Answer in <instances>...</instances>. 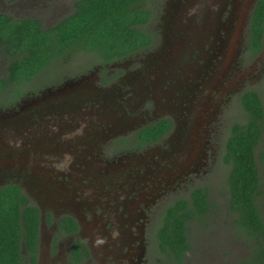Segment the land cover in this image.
Here are the masks:
<instances>
[{"label": "rangeland", "instance_id": "374dc122", "mask_svg": "<svg viewBox=\"0 0 264 264\" xmlns=\"http://www.w3.org/2000/svg\"><path fill=\"white\" fill-rule=\"evenodd\" d=\"M225 1L219 18L216 14L220 4L209 3L204 7L194 5L183 15L182 22L177 23L176 35L183 43L191 36L189 27L202 25L206 20L215 31L219 27L220 35L207 27L209 33L202 43L197 44L191 38L185 42L179 68L166 67L173 77L172 89H176L178 81L182 84L175 90L173 100H186L187 106L181 111H169V116L184 124L171 138L173 145L169 149L163 150L162 142L139 148L121 142L124 136L131 138L134 133L130 129L134 125L116 135L99 132L97 127L91 132L86 125L95 122L97 115L81 118L48 110L64 104L82 111L81 107L90 104V100L94 106L85 109H95L96 96L112 89L110 84L116 81L119 68L125 70L124 66L134 60L148 59L154 46L118 61L109 69L100 68L93 55L77 53L65 66L58 67L61 76L51 80L54 84L30 93L10 108L0 109V119L30 118L21 133L3 137L2 151L14 148L16 153L12 158L0 160V184L19 183L42 212L76 218L80 223L76 237L91 249L86 264L116 263L117 254L123 249L115 231L119 226L123 230L127 227L124 203L132 191L145 195L146 190L141 188L146 180L152 182L149 196L156 202L141 212V221L136 222L135 228L130 227L129 235L135 238L137 247L135 258L128 260L130 264L133 261L153 264L151 251L161 214L175 200L188 197L200 186L210 191L213 207L203 221L190 224L191 250L182 264H236L249 257L251 242L238 232L228 207L230 168L224 162V153L232 125L245 119L242 94L256 90L264 101V47L255 56L248 52L249 19L257 0ZM74 2L0 0V12L12 16L19 13L20 18H40L45 27H51L72 12ZM169 2L150 0L153 15L145 30L153 34L154 45L160 40L162 44ZM6 63L5 58L0 59V74L5 72ZM115 93L117 97L121 95ZM172 101L168 103L173 104ZM127 103L128 107L121 106L118 115L113 111L109 121L118 119L119 124L130 125L147 110L135 107V101ZM46 112L49 114L41 116ZM109 121L104 123L110 125ZM162 156L164 160L160 161ZM257 160L263 182L259 205L264 216V141L257 149ZM146 166H149L146 173L138 176L136 172L143 173ZM53 231L50 225L42 228L41 258L37 264H67L69 260L67 239L53 246Z\"/></svg>", "mask_w": 264, "mask_h": 264}, {"label": "trees", "instance_id": "16d2710c", "mask_svg": "<svg viewBox=\"0 0 264 264\" xmlns=\"http://www.w3.org/2000/svg\"><path fill=\"white\" fill-rule=\"evenodd\" d=\"M153 11L150 0H76L70 14L51 27L36 18L15 19L0 13V59H6L0 74V109L14 106L21 98L37 93L60 78L58 67L75 54L94 56L99 65L134 56L154 45L145 30ZM264 47V0L252 10L248 29V52L258 55ZM245 119L235 122L225 144L224 162L228 207L241 236L251 243L249 257L236 264H264V216L259 205L262 176L257 149L264 141V101L256 90L241 96ZM164 119L140 128L123 143L135 148L160 141L171 129ZM213 204L206 187H195L161 214L151 257L153 264H182L191 250L190 224L205 219ZM41 211L18 184L0 188V264L37 262ZM61 227L77 232V222L64 216ZM73 259L88 255L82 241L73 245Z\"/></svg>", "mask_w": 264, "mask_h": 264}, {"label": "flooded vegetation", "instance_id": "af4514ba", "mask_svg": "<svg viewBox=\"0 0 264 264\" xmlns=\"http://www.w3.org/2000/svg\"><path fill=\"white\" fill-rule=\"evenodd\" d=\"M0 13L6 14L8 16L15 18V19H28V18L18 17L19 13H17L15 16H12L11 14L4 13V12H0ZM31 18H35V17H31ZM36 19H40V18H36ZM40 20H42V19H40ZM43 25H44V22H43ZM44 27H45V25H44ZM160 41L156 42L155 43L156 45H153L154 47L153 46L150 47V48L153 47V49L151 50V56L152 57L150 56L146 60H144V59L140 60V61L134 60L132 63H129V65L124 66L125 70L119 68V70H118L119 73L116 77V81H114L112 83L111 82L108 83V84L111 83L110 85L112 86V89L109 90V92H106L107 93L106 95L108 96L107 98L109 100V104L112 106V110L116 111L115 113L117 115H118L117 111L121 110V106H123L125 108L128 107L127 102H129V101H135V107H139V108L140 107H142V108L146 107L147 110L145 112H143L142 117H140L139 120L135 121V123L132 124L134 126L130 130H133L132 131L133 133L136 132L137 130H139L140 128H143L144 126L159 122V121L164 120V119H169L172 122V127L169 130V132L160 141L148 143L144 146V147H146V146H150L153 144H159L162 142L163 150H165V149H169L172 147L173 144H171V140H172L171 138L173 137V135L177 131H179V127L182 126L181 125L182 121H181V123H178L175 118L174 119L172 118L173 116L172 117L169 116V115H171L169 111L172 108H170V106H168L169 103H168L167 99L170 97V93L168 91H170L172 89V83H170V82H172L173 77L171 76L170 71H168V69H166L164 67V64H162L161 61H158V60L156 61V60L152 59L160 49V46H161ZM150 59H152V60H150ZM117 62L118 61L113 62V63H109V64H105V65H99V67L102 69H109L112 67L113 64H115ZM113 71H116V70H112L111 72H113ZM111 72H109V73L111 74ZM104 81H107V78H104ZM114 90L117 92V94L120 93L121 95L119 97H117L118 95H115L116 93ZM89 102H90V104L87 103L88 105L85 104V105H83V107H81V109H84V110L79 111V110H71V108H68V110L65 111V112H67L65 114H69L72 116H78L81 118L86 117V115H92V111H91L92 108L91 109H85L87 106H89V108H90V106H92V107L94 106V104H92L93 102L91 103V100ZM172 103L175 106L179 105V102L176 100H173ZM170 105H172V104L170 103ZM114 108L115 109L117 108V110H114ZM56 111H58V110H56ZM47 119H48V117H46L45 120H47ZM98 122H102V124H100ZM104 122H107V120L103 116H100V117H98L97 120H95V122L91 121V123L87 124L86 128L89 126L88 129H91V132H92V129L94 127H97V128H99L98 129L99 132L101 131L103 133H105V132H107V133L111 132L112 133L113 130L115 129L113 124L107 125ZM123 138H128V137L124 136ZM175 138L177 139V136H175ZM91 141H92V139H88V142H91ZM87 144L90 145V143H87ZM163 153H164V151H163ZM165 155L167 156V153H165ZM164 157L162 156L160 158V161H163ZM148 168H149V166H146L145 169L142 170L143 173H140V171H139V172H136V174L138 176H141L142 174L146 173V169H148ZM146 182H147L146 185L144 184V187L141 189L146 190L145 195L149 196L150 195L149 191L152 189L151 188L152 182L149 180H146ZM9 183H14V184L20 185V187L24 191V188L21 184L15 183V182H9ZM9 183H1L0 188L2 186L9 184ZM132 192H134V193H132V196L127 197L126 201L124 203V206H125L126 211H127L126 215H125V220H124V223H127V227L125 226L126 230L125 229L123 230V228L121 226H119V228L117 227L119 230L115 231V233H118L119 237L121 238L120 239V248L123 249L122 253L117 254V257L115 259V262H116L115 264H130L129 261L132 259V257L135 258V248H137V247H135V238L133 239L129 235L130 227L135 228V226L137 224L136 222L141 221V220H139L141 218V212L146 211L147 209L149 210V207L154 206L155 202H156L154 200L153 196H152V198H150V196H149V198H143V196H145V195L142 196V194H139V191L137 192V194H135V191H132ZM135 208L137 209L136 212H135ZM138 209H140L141 211L140 210L138 211ZM40 211H41L40 238H41L43 226L45 224L52 226V228L54 230L53 231V246L56 243H60V241L62 239H67L68 254H69V260H67V264H86V262L90 260L92 254H91V249L87 245V243L84 240L79 239L78 236L76 237L77 233L80 231V223L77 221V219L74 218L72 215H69V214H60L59 215V214H55L54 212L44 213V212H42L41 209H40ZM44 214H45V217H44ZM64 216H70L77 222V226H78L77 232H71L70 233V232H66L65 230L62 229L61 220ZM76 240L82 241L88 250V255L85 256L82 261L77 262V263L74 261L73 256H72V254H73L72 249H73L74 242ZM40 242H41V240H40ZM40 242H39V246H38L37 262L40 261L39 259L41 258L42 246H41ZM150 260H151V257H150ZM27 262H29V264H32L29 261V259H27L25 261V264H27ZM37 262H36V264H37ZM149 263H150V261H149ZM132 264H135V262L133 261ZM137 264H139V261ZM142 264H144V261ZM151 264H152V261H151Z\"/></svg>", "mask_w": 264, "mask_h": 264}, {"label": "water", "instance_id": "95a60500", "mask_svg": "<svg viewBox=\"0 0 264 264\" xmlns=\"http://www.w3.org/2000/svg\"><path fill=\"white\" fill-rule=\"evenodd\" d=\"M225 0H170V2L168 3V8L166 9V15L164 16V26H163V40H162V44L160 46L159 51L156 53V55L152 58L154 60H158L161 61L162 64H164V67L166 68H179L182 61H183V51L185 49L186 46L185 42H187L188 40H190V38L195 41L197 44H200L203 42L204 38H206L207 34L209 33L207 31V27L209 29H212V33L215 34L218 33L220 35L219 32V27L216 26L217 30H214V27L210 24L209 21H204L202 25H193L191 27H189V31H191V36L190 38L185 41L183 43L182 39L178 38L176 35V32L179 30V28H177L178 24L177 23H181L182 22V18L183 15L186 14V12L190 9L193 8L194 5H199L201 7H204L205 5L209 6V3H215V4H220L219 5V11L216 14V17L219 18L222 14L223 9L225 8ZM256 2V1H255ZM236 6V3H235ZM235 10V9H234ZM206 13V11H204ZM235 13V12H233ZM209 25V26H208ZM187 29V28H185ZM215 32H214V31ZM182 87L181 82L178 81V84L176 85V89H180ZM175 89V90H176ZM171 89L170 91H168L170 93V97L167 99L168 102L170 100V102L173 100V98L175 97V90ZM107 93H101L98 94L95 98V100L97 101V107L94 109L92 108V114L97 115L98 117L103 116L107 121L110 120L111 118V114L113 112L112 110V106L109 104V100H108V96L106 95ZM186 95V94H185ZM184 98H188L186 96H183ZM183 100V99H181ZM186 100H184L183 102H179L178 106H175L174 104L170 105L168 104V106H170L171 111L172 112H176V111H181L184 110L185 108L187 109V106L184 105V102ZM68 108H71V110H77L78 107L76 106H69L67 107V105H60V106H56V108L54 107H49L48 110H58L56 112L62 114V112L64 113L65 111L68 110ZM46 114L49 113H41V116H44ZM30 120L29 117H22V116H16V117H7L5 119H0V148L3 141V137L7 136H13L16 133H21L23 130L24 125L27 124V122ZM176 121L178 123H181L179 121V119H176ZM119 120H115V121H109V123L113 124L114 126V130L112 132L113 135L116 134H121L123 132H125L126 130H128V128L130 129L132 127V124L130 125H122L118 123ZM182 125H184L182 123ZM111 133V132H109ZM3 148L0 149V160L2 159H9V156H11L14 153H16V150L14 148H8V150L6 149L2 151Z\"/></svg>", "mask_w": 264, "mask_h": 264}]
</instances>
